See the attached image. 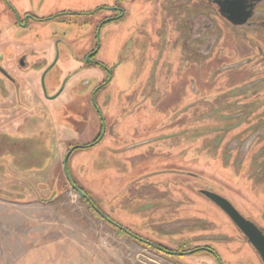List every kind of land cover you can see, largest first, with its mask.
Wrapping results in <instances>:
<instances>
[{
	"label": "rangeland",
	"instance_id": "374dc122",
	"mask_svg": "<svg viewBox=\"0 0 264 264\" xmlns=\"http://www.w3.org/2000/svg\"><path fill=\"white\" fill-rule=\"evenodd\" d=\"M10 1L19 11L41 16L63 9L88 10L115 0ZM123 4L125 19L104 26L100 35L98 58L108 65L118 62L112 81L96 97L107 132L98 145L70 154L71 179L122 229L170 249L210 245L221 264H260L226 213L198 190L210 189L262 224L264 157L254 155L264 138L246 142L242 154L235 146L254 129L252 124L264 122L260 95L264 86L258 95H247L258 90L255 85L243 86L247 80L243 77L248 78L245 70L254 66L237 63L256 51L246 48L235 31L224 30V38L217 42L222 44L220 50L216 46L208 61H198L192 72L183 75L179 89L172 84L160 109L142 96L131 107H121L126 91L138 92L134 87L152 76L146 61L150 48L143 53L142 44L155 37L151 27L157 21L149 13L150 1ZM67 20L69 24L46 21L21 29L34 46L60 38L59 62L44 79L50 95L59 81L62 86L64 73L78 65L75 55L92 32L82 16ZM164 50L174 54L167 47ZM4 54L9 55V49ZM172 61L177 62L173 57ZM88 82L86 88L61 94L55 103H32L20 125H14L15 119L25 117L27 111H15L10 102L0 109V264H182L175 260L208 264L204 254L174 260L147 248L100 217L70 186L63 172L65 154L72 146L91 144L98 131L99 120L89 99L95 81ZM83 93L88 95L79 107L82 102L76 99ZM252 99L263 104H243ZM68 100H73L72 106L62 108ZM138 102L145 105L138 107ZM178 166L191 173L166 171Z\"/></svg>",
	"mask_w": 264,
	"mask_h": 264
},
{
	"label": "flooded vegetation",
	"instance_id": "af4514ba",
	"mask_svg": "<svg viewBox=\"0 0 264 264\" xmlns=\"http://www.w3.org/2000/svg\"><path fill=\"white\" fill-rule=\"evenodd\" d=\"M124 1L125 0H115L112 4L97 5L88 10L76 11L63 9L38 16L26 9L19 11L10 0H0V25L4 27L2 31L0 30V89H3L4 94V97L0 99V109H5V103L7 104L9 102V104H13V109L15 111L20 110V112L22 110H30L28 106L32 103L49 105L57 102L59 96L63 93L66 94V91L69 92L74 88H86V86L90 84L89 82L86 83L87 79L91 81L94 80L95 85L91 95H89V99L91 96L90 104L99 120L98 131L94 136L93 142L89 145H84L82 148L98 145L106 135L107 123L98 107L99 103L96 102V97L110 84L118 66V62L108 65L98 58L101 52V29L108 24L118 23L125 19L127 13L126 6L123 4ZM147 1H150L151 4V11L149 10V13L155 15L157 19L156 24L151 27L154 28L152 33L155 37L151 39V41L145 39L142 44L143 53L145 51L147 53L148 48H150L151 54H149V58H146V61L149 60L151 64L150 75L152 74V76L150 77L148 75L143 79L141 84H137L134 87L139 93L137 91L133 93L134 90L132 91V89L126 91L123 98L124 103L121 107H131L134 100L137 99L138 96H142L144 99L150 98V105H153V108L160 109L166 97V93L172 92V84L176 85L179 89L178 84L184 78L182 77L183 75L190 71L192 72V68L197 65L198 61H208L210 52L212 50L215 52L216 46H219V49H217L220 50L222 44L217 45V42L219 39L224 38V30L235 31L244 40L242 44L246 48L250 49V47H252L256 51L254 54L255 56H244L241 60L237 61V63L244 62L243 65L246 67H250L251 62L253 63L252 66H254V68L251 70L244 69L246 73H248V78L244 76L242 80L247 79L243 86L250 87L251 85H255L258 88V90L248 92L247 95H258L257 92L264 86V0ZM73 15L84 17L82 22L90 24L92 26V32L86 44L82 45L81 50L75 55V59L79 61L78 65L64 73V77H66L62 86L60 87L59 81L57 84L58 86H56L52 92L53 94L50 95L46 93L44 79L45 76L48 75V72L59 62L60 55L57 49V41H59L60 38L43 40V44L40 43V46H34L31 44L26 32L21 29H26L29 26L34 28L39 23L42 24L46 21L69 24L67 19ZM250 31H254L256 36L253 37L252 35H248ZM166 47L172 52L174 50V54H164V49ZM7 49H9V55H2V52ZM229 54L230 53H227V56H229ZM48 56L50 57L48 58ZM79 56H82V58ZM172 57L177 61L175 64L174 61H172ZM84 65L88 66L83 68ZM39 66L44 67L40 73H35V69ZM89 66L92 68H88ZM188 76L190 80H192V75L190 74ZM52 77L54 78V76L50 75L51 80H53ZM192 87L193 86H191V88ZM191 88L188 90L191 91ZM87 95L88 94L85 93L84 95L83 93V95L78 96L76 99L77 102L85 100L83 98ZM260 95L264 96V91ZM53 96L55 97L52 98ZM36 99L40 100V102L36 101ZM11 100H13L12 103ZM73 103V100H68L64 102L62 108H70ZM104 103H106V101ZM80 104L81 106L79 107L84 106L83 102ZM135 104L138 107L145 105L144 102ZM243 104L248 106L263 103L258 99H252L243 102ZM76 114L78 117L80 116L78 113ZM25 119L26 116L17 117L14 125H20V122ZM261 121L262 120L256 121L252 124L254 129L247 134L242 141H238L240 144L238 145L237 143L235 145L237 147V153L239 152L242 154V152L246 150V142L251 141L255 143L257 140L261 141L264 138V122ZM261 130L262 133L260 134L259 132ZM261 146L262 148L257 151L260 154H255L254 157H264V145ZM82 148L78 147L75 149ZM75 149H73L71 153ZM236 161H239V157ZM261 169L264 171V164ZM166 171L173 173L182 172L185 174L191 173L190 171H181L179 166L178 168H168ZM198 190L199 193L206 198L208 197L204 195L203 191L212 192L210 189L204 188H199ZM234 208L246 220L251 222L264 237V225H262L264 224V210L261 215L258 214L262 221V224H260L253 217L241 213L235 206ZM231 222L233 221L231 220ZM234 226L236 227L241 241L251 249L259 263L264 264L260 251L252 245L249 238L236 224H234ZM120 230H126L127 232H124L127 236L145 245L147 248H152L157 251V253L167 258H180L181 260V258L191 257L196 254H204L208 257V264H221L216 250L210 245H196L193 246V248L180 247L170 249L162 243L149 240L128 228ZM175 261L182 264H189L185 261Z\"/></svg>",
	"mask_w": 264,
	"mask_h": 264
},
{
	"label": "water",
	"instance_id": "95a60500",
	"mask_svg": "<svg viewBox=\"0 0 264 264\" xmlns=\"http://www.w3.org/2000/svg\"><path fill=\"white\" fill-rule=\"evenodd\" d=\"M54 97L55 96H53L52 98ZM78 147L82 148L83 145L72 146L70 150L67 151L62 161L63 172H64V175L67 181L70 183V186L78 192L80 197L85 198L89 202V205L95 210L96 213L100 215V217H102L108 223L122 229L115 222L110 220L105 214H103L98 208H96L92 204V202H90L88 196L85 193H83L72 182H70V178H69V174L67 170V163H68V159L71 154V151ZM203 193L211 201H213L220 209H222L228 215V217L233 221V223L236 224L244 232V234L249 238V241L252 243V245L260 251L263 257V260H264V237L262 233L251 222H249L242 215H240V213L234 208V206L228 200L212 192L203 191ZM124 231L127 232L126 230Z\"/></svg>",
	"mask_w": 264,
	"mask_h": 264
},
{
	"label": "trees",
	"instance_id": "16d2710c",
	"mask_svg": "<svg viewBox=\"0 0 264 264\" xmlns=\"http://www.w3.org/2000/svg\"><path fill=\"white\" fill-rule=\"evenodd\" d=\"M67 170H68V174H69V178H70V182H72L77 188H79L83 193H85L87 196H88V198H89V200H90V202H92V204L96 207V205H95V203L92 201V199L89 197V195L86 193V191L84 190V189H82L81 187H78L74 182H73V180L71 179V177H70V172H69V169H68V163H67ZM88 205H89V202L85 199V198H83V197H81ZM89 207L93 210V211H95L90 205H89ZM119 231L120 232H122V233H125L123 230H120L119 229Z\"/></svg>",
	"mask_w": 264,
	"mask_h": 264
},
{
	"label": "crops",
	"instance_id": "0c3cea01",
	"mask_svg": "<svg viewBox=\"0 0 264 264\" xmlns=\"http://www.w3.org/2000/svg\"><path fill=\"white\" fill-rule=\"evenodd\" d=\"M27 113H28V111L25 113V116H28L29 113L28 114Z\"/></svg>",
	"mask_w": 264,
	"mask_h": 264
}]
</instances>
